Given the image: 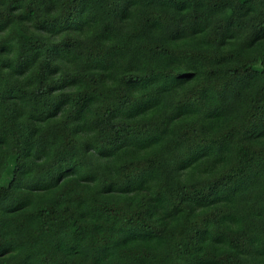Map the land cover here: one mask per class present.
I'll return each mask as SVG.
<instances>
[{
	"label": "trees",
	"instance_id": "1",
	"mask_svg": "<svg viewBox=\"0 0 264 264\" xmlns=\"http://www.w3.org/2000/svg\"><path fill=\"white\" fill-rule=\"evenodd\" d=\"M0 264H264V0H0Z\"/></svg>",
	"mask_w": 264,
	"mask_h": 264
}]
</instances>
